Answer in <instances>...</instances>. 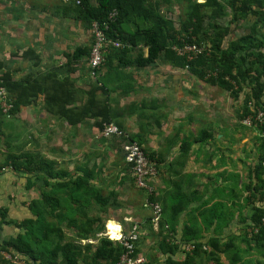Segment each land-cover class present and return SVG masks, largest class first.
Segmentation results:
<instances>
[{"label": "crops", "instance_id": "1", "mask_svg": "<svg viewBox=\"0 0 264 264\" xmlns=\"http://www.w3.org/2000/svg\"><path fill=\"white\" fill-rule=\"evenodd\" d=\"M69 4L63 0H2L0 75L8 77L12 84L10 95L21 101L11 117L16 123V136L13 144L8 142L7 146L15 148L17 151L12 150L15 153L39 154L69 176L81 174L85 169L94 170L92 184L101 189L103 197H111L107 205H101V209L97 206L93 211L101 217L102 223L109 224L102 234L110 236L116 230L110 224L118 225L119 233L128 234L132 224L138 223L139 246L143 241L156 246L153 258L147 257V261L152 259L153 262L148 263L166 264L167 255L157 239L159 228L151 221V208L144 205L146 193L136 185L123 145H114L109 138L100 135L104 115L111 116L129 137L140 138L142 142L147 139L148 149L157 150L160 155L162 170L153 179L155 195L162 209L168 205L169 211L180 212L174 221L180 224L177 238L181 236L182 225L193 221L189 214L200 212L203 205L205 208L214 206L222 197L220 191L226 190L224 196L232 189L231 196H234L235 181L230 180L229 174L217 180V172L205 168L207 154L202 148L212 147L213 142H190V151L181 153L184 140L195 138L200 131L192 137L174 132V128L180 130V127L182 133L187 131L185 122L180 126L171 125L170 131L168 118H185V94L192 88L183 67H173L161 59L146 66L117 67V71L108 73L106 78L108 93L103 94L101 88H97L98 105L90 106V90L96 80L91 76L89 57L76 61L67 54L78 47L89 48L92 32L90 26L72 16L67 8ZM143 50L147 52L146 48ZM136 53L137 50L132 49L129 58ZM106 71L104 65L99 79ZM171 110L173 113H169ZM208 171L209 175L215 174V181L207 186V178L201 182V175ZM224 198L230 211L239 208L232 200L227 202L226 196ZM206 201L208 204L204 203ZM240 205H244V199ZM169 211L166 217L171 219ZM194 221L200 224L201 218ZM20 231L16 224H0V241ZM139 253L142 254L140 250ZM184 256L181 249L172 255L177 259Z\"/></svg>", "mask_w": 264, "mask_h": 264}, {"label": "trees", "instance_id": "2", "mask_svg": "<svg viewBox=\"0 0 264 264\" xmlns=\"http://www.w3.org/2000/svg\"><path fill=\"white\" fill-rule=\"evenodd\" d=\"M172 1L175 0L169 2ZM187 1L193 3V6L190 4L192 7L191 12H188V21L180 20L178 26L173 19L162 13L160 0H95V2L80 0V3L72 2L68 5L67 8L70 9L72 16L90 27L94 21L101 25L106 24L110 13L114 9L118 11L115 20L109 22L106 32L109 38L120 39L124 46L111 47L106 54L103 66L107 67V71L105 75H101V79L99 75L95 79L94 86L90 90V106L98 105L95 95L97 88L100 87L103 94L108 93L106 78L108 73L117 71V67L132 64L146 66L162 57L173 58L175 64L188 68L196 78L228 90L235 100H239L244 87L247 88L249 91L242 101L237 118L243 122L245 118L251 116L254 123L252 126L261 136L264 131V120L262 123H257L256 117L257 108L264 111V0H205L211 6L215 17L228 15V11L232 14L233 22L247 17L250 13L259 16L260 27L255 22L249 33L239 39L227 41V29L218 25L204 30L200 35L199 25L202 21L199 19L198 7L201 4L198 0ZM185 43L205 45L206 50L195 58L188 59L175 50V47L184 46ZM90 48L78 47L71 54L68 53L67 57L76 61L85 56L89 57ZM143 48L147 49L146 53ZM132 49H136L137 53L130 59L129 53ZM114 59H117V62H114ZM102 67L99 68V73ZM9 82L7 76L0 75V84L4 85L8 92L12 85ZM10 97L14 103L13 115L18 111L21 101L11 95ZM0 115L6 116L1 110ZM112 119L105 114L100 124L101 130L105 123L113 122ZM121 138H123L122 145L128 140L140 145L143 143L142 139L136 137ZM213 138L214 135L208 130H201L195 138L184 140L181 153L190 151V142ZM143 148L148 158L156 163L159 175L162 170L160 155L154 150L144 146ZM128 165L135 179L131 164ZM6 168L16 173L29 174L27 178L29 188L35 184L33 178H38L42 181L43 190L40 196L32 198L28 205L29 215L21 220H9L8 208L0 207V224L13 223L21 230L17 235L3 242L0 241V264H15L7 259L3 252L17 255L27 264H116L120 260L125 251L123 244L104 236L102 233L106 229V224L102 223L97 213L92 214L97 206L101 209V205H107L111 198L103 197L101 189L92 184L94 170L85 169L81 174L69 176L65 170L56 169L53 162L39 154L13 151H10L0 162V173ZM248 177L249 182L245 186L243 184V188L247 191L244 206H250L251 214L246 220L243 239L246 242L256 241L257 249L264 256L263 137L259 143L257 160L251 166ZM224 191L226 190L219 193L222 197L226 196L227 202L232 200L235 207L241 206V202L236 200L235 190L234 196H231L232 189L223 196ZM145 193L149 200L158 201L156 190L153 193L147 191ZM222 197L218 198L214 206L205 208L206 205H203L199 208L200 212L189 214L193 221L191 224L182 225L181 236L178 238L180 243H175L170 235V232L174 235L178 233L180 224L174 221L178 219L180 212L169 211L168 205L163 207L158 233L159 247L167 255L166 264H197L199 257H205L212 264H225L222 253L228 248L237 250L238 247L235 248L236 245L233 244L234 240L221 244L217 234H211L212 231H223L233 219L234 211L226 209L225 198L223 200ZM204 203L208 204V201ZM166 211H169L171 219L166 217V214L168 216ZM198 217L201 218L200 224L194 221ZM64 227L76 228L80 243L68 239ZM94 239L97 240L96 243L91 241L82 243L83 240ZM189 242H193L196 248L192 252H185V244ZM179 248L185 256L181 259L173 258L172 255L176 254ZM238 250L240 251L239 248ZM136 251L139 252V243ZM239 251L233 255V262L241 261ZM257 263L264 264V260L261 259Z\"/></svg>", "mask_w": 264, "mask_h": 264}, {"label": "rangeland", "instance_id": "3", "mask_svg": "<svg viewBox=\"0 0 264 264\" xmlns=\"http://www.w3.org/2000/svg\"><path fill=\"white\" fill-rule=\"evenodd\" d=\"M160 1L162 13L168 18L173 19L176 22L177 26L179 25L180 20L188 21V12H191V7L193 6L192 2L189 3L187 0H175L172 2H169L170 0H166L165 2L163 0ZM198 2L201 4L198 7L200 17L199 19H201L202 21L199 25L201 28L200 35L204 32V30L218 25L219 27L227 29L226 41L235 40L249 33L251 30V26L255 22L258 27H260V22H258L259 16L257 14L250 13L247 17L239 18L238 20L233 22L232 14L230 13V11H228V15L215 17L213 15L214 12H212L211 10V6L207 4L205 0H198ZM1 4L2 0H0V8ZM190 4H192V6H190ZM258 8L259 7H257V10ZM161 60L173 67L179 66L174 63L173 58L167 59L165 57H162ZM184 69V75L187 77V80H191L192 82V85L190 84L192 88H190L185 94L186 99L184 101L186 106V115L185 118L169 117L168 123L170 131L173 129L171 125L174 124L180 126L181 123L185 122L188 128L187 131H184L182 133V127L179 128L180 130L174 128L175 131H173L178 132L181 135L187 133L188 136L192 137L193 134H196L198 131L205 129L214 135L213 139L207 140V143L212 144L211 142H213L214 147L212 145V147L202 148L206 150L207 154V160L204 166L206 169L212 172H217V180L221 178V175L225 174L230 175V180H232L233 178V180L235 181L234 190L237 193L236 200H238V202L240 203L242 199H245V196L247 194L246 189L243 188V184L245 186L249 182L248 175L251 166L257 160V151L259 143L261 142L259 131L254 128V126H248L247 124L239 121V119L237 118V113L242 107V101L246 97L249 90L244 87L241 93V98L239 100H235L228 90L222 88L217 84L212 85L204 81H200V79L191 74L188 68L184 67ZM169 113H173V110H171ZM11 117L7 118L6 116L0 115V162L5 159V156L10 151H17L15 148L7 146L8 142L10 144H13V137L16 136L17 129L14 119ZM177 119H180V121H177ZM193 127H195V129H193ZM147 129H149V127H147ZM165 133L166 132H164L163 134ZM125 134L128 136V133ZM114 137L115 136L111 138L108 137V140L111 141L114 145L119 144L121 146L123 143V138H121L122 136L120 138L117 137V140ZM223 141H225L226 143L221 144L220 142ZM146 143L148 144L147 139L146 142L144 141L142 144H144L145 147L148 148ZM168 151L170 152L171 149H169ZM221 152L223 154L222 156ZM231 164L232 166L229 167ZM223 168L227 169L223 171ZM227 170L229 172H227ZM210 171L206 172L207 174L203 173L201 175V182H204L203 180L207 178V186L209 185V183L215 181V174L211 173L209 175L208 173H210ZM18 174L20 173L12 172L10 168L3 170L0 174V207L8 208L7 218L11 221L21 220L24 217L28 216V205L30 201L32 200V198L40 196L43 190L42 181L38 178H33L35 184L31 188H29L27 186L28 182L26 178L30 175ZM226 208H228V206ZM233 211V219L229 223V226H227L223 231H212V233H210L217 234L221 244H225L231 240H234L233 244L236 245L234 247H238L240 249V251L238 250V248L237 250L229 248L226 249V251L222 253V258L225 261V264H258L257 262L259 260H264V256H262V254H260L259 250L257 249V242L254 240L246 242L243 239V234L247 224L246 220H248L247 218L251 214V208L250 206L243 205L239 208H234ZM92 214H94V212ZM107 225L108 224H106V228ZM64 228L68 239L71 238L78 241L79 238H77L78 233L76 231V228ZM157 239L159 240L160 236H158ZM84 241L88 242L90 240ZM84 241H82L83 244ZM78 243L80 242L78 241ZM154 247L156 246L150 245L147 241H143L139 246L140 252L146 258L144 264L153 262L152 259L147 261V257L150 256V258H153ZM236 251H239L238 253L241 257V261L233 262V255ZM160 264L163 263L160 262ZM197 264H212V262L205 257H199Z\"/></svg>", "mask_w": 264, "mask_h": 264}, {"label": "built area", "instance_id": "4", "mask_svg": "<svg viewBox=\"0 0 264 264\" xmlns=\"http://www.w3.org/2000/svg\"><path fill=\"white\" fill-rule=\"evenodd\" d=\"M63 1L66 4L72 2L80 3V0ZM117 14L118 11L114 9L109 15V20L104 25H101L97 21H94L92 23V43L90 46L89 68L91 69V76L94 79L98 78V70L103 66L106 60V54L109 52L110 48L124 46L120 39L109 38L106 32L110 25L109 22L114 21ZM175 50L179 55L186 56L188 59H193L199 54L203 53L206 50V47L205 45L200 46L195 43H185L184 46L175 47ZM13 108L14 103L13 99L10 97V93L4 85L0 84L1 112L7 117H11ZM256 119L257 123H262L264 120V111L261 108H257ZM243 123L247 124L248 126H252L254 124L253 118L249 116L243 120ZM100 135L106 138L111 136H127L114 122L105 123L100 132ZM261 137L264 138V131L263 133H261ZM123 149L125 152V159L128 163L131 164V168L135 174V182L137 186L143 188L149 193H153L155 190V186L152 183V180L158 175L156 163L148 158L143 146L138 144L137 142L128 140L126 143H124ZM144 205L151 208V221L158 229L163 217L162 206L157 201H151L148 198L145 200ZM108 226L109 224L107 225V227ZM170 235L172 240H175V243H180V240L176 235H174L172 232H170ZM107 237L113 240L120 241L125 248L124 253L116 264H143L145 262V257L136 251L141 238L140 225L138 223L132 224V227L128 234L119 233L118 239L112 238V236ZM195 248V244L193 242H189L185 244L184 251L192 252ZM4 255L7 259L11 260L15 264H27L17 255H13L7 252H5Z\"/></svg>", "mask_w": 264, "mask_h": 264}, {"label": "bare ground", "instance_id": "5", "mask_svg": "<svg viewBox=\"0 0 264 264\" xmlns=\"http://www.w3.org/2000/svg\"><path fill=\"white\" fill-rule=\"evenodd\" d=\"M112 225V229H116V230H113V232L110 233V236H112V234L115 232L116 235L118 236L119 235V231L117 230L118 229V225L116 224H110Z\"/></svg>", "mask_w": 264, "mask_h": 264}, {"label": "clouds", "instance_id": "6", "mask_svg": "<svg viewBox=\"0 0 264 264\" xmlns=\"http://www.w3.org/2000/svg\"><path fill=\"white\" fill-rule=\"evenodd\" d=\"M112 238H115V239H118L119 237L116 235V233L114 232L113 234H112Z\"/></svg>", "mask_w": 264, "mask_h": 264}]
</instances>
